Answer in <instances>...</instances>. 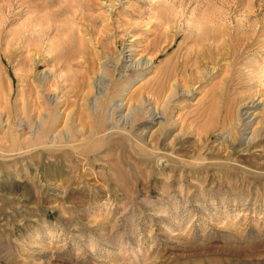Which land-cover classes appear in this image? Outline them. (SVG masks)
I'll list each match as a JSON object with an SVG mask.
<instances>
[{"label":"rangeland","instance_id":"374dc122","mask_svg":"<svg viewBox=\"0 0 264 264\" xmlns=\"http://www.w3.org/2000/svg\"><path fill=\"white\" fill-rule=\"evenodd\" d=\"M0 88V264L264 252V0H0Z\"/></svg>","mask_w":264,"mask_h":264},{"label":"bare ground","instance_id":"6f19581e","mask_svg":"<svg viewBox=\"0 0 264 264\" xmlns=\"http://www.w3.org/2000/svg\"><path fill=\"white\" fill-rule=\"evenodd\" d=\"M29 2V1H28ZM46 3H48V1L46 2ZM45 3V4H46ZM39 4V3H38ZM41 4V3H40ZM48 5H50V4H48ZM54 5V4H53ZM32 7V6H31ZM33 7H36V5H34ZM50 7V6H49ZM47 8V7H46ZM46 8H45V6H44V10H46ZM54 9V8H53ZM55 9H57V8H55ZM42 11H43V9H41ZM39 12H40V14L42 13V11H40V10H38ZM51 11V10H50ZM61 11V10H60ZM74 11V10H73ZM79 12V11H78ZM51 13V12H50ZM35 14V13H34ZM42 15V14H41ZM74 15H76V14H74ZM36 16H37V14H36ZM68 16V15H67ZM75 17V16H74ZM48 19V18H47ZM66 19V18H65ZM68 19V18H67ZM70 19V18H69ZM36 20V19H35ZM62 20H63V18H62ZM43 21H44V19H43ZM42 21V22H43ZM68 21V20H67ZM73 21V20H72ZM52 23H50V25H51ZM76 25V24H75ZM200 26H201V24H198V29L200 28ZM38 27H39V25H38ZM61 27H63V26H61ZM34 27H32V29H33ZM57 29V28H56ZM51 30V29H50ZM53 30V29H52ZM52 30H51V32H52ZM48 31V30H47ZM101 31V30H100ZM58 32V31H57ZM57 32H55V33H57ZM68 33V32H67ZM80 33V32H79ZM82 35V34H81ZM30 36H31V34H30ZM33 36V35H32ZM85 38H87L86 36H85ZM97 38V37H96ZM95 38V39H96ZM49 39V38H48ZM65 39V38H64ZM44 40H45V37H44ZM100 38H99V40H98V42H96V45L97 44H99L100 43ZM29 43V42H28ZM47 44V43H46ZM49 44V43H48ZM49 45H52L51 46V48H50V52H52L51 50H53L54 48H53V45L54 44H49ZM44 46V45H43ZM28 47V46H27ZM36 47V46H35ZM45 47H46V45H45ZM94 47V46H93ZM159 47V46H158ZM110 48V47H109ZM132 50V49H131ZM37 53V52H36ZM49 53V52H48ZM94 53H95V51H94ZM98 53V52H97ZM52 55V54H51ZM50 55V56H51ZM105 55V54H104ZM49 56V57H50ZM107 56V55H106ZM26 58H27V55L25 56ZM155 57V56H154ZM51 58V57H50ZM108 58V57H107ZM65 59V58H64ZM99 61H100V59L99 58H97ZM153 59V57H151V58H148L146 61H142L141 63H138L137 61H136V66L138 65V66H140L141 65V67L143 66V65H148L149 64V62L151 61ZM48 60V59H47ZM98 60L96 61L95 59H93V61H91V67L89 66V68H90V70L91 71H89L88 70V72H87V74L88 75H90V73L92 74V73H96V64H98ZM25 61H26V59H25ZM36 61V60H35ZM34 61V62H35ZM118 61V60H117ZM34 62H31V63H34ZM116 62V61H115ZM38 63V62H37ZM63 63V62H62ZM62 63H61V65H62ZM30 65V64H29ZM32 65H34V64H32ZM45 65V64H44ZM43 65V66H44ZM60 65V66H61ZM67 65H68V63H67ZM80 65V64H79ZM102 64H100L99 65V67L101 68L102 66H101ZM25 66L26 65H24V67L23 68H25ZM36 66V65H35ZM114 67V66H113ZM137 69V68H136ZM22 70H24V69H22ZM79 70V69H78ZM97 70H98V68H97ZM27 71V70H26ZM29 71V70H28ZM43 73V72H42ZM99 73V72H98ZM28 76V75H27ZM43 76V75H42ZM61 77V76H60ZM92 77H94V76H92ZM165 77V76H164ZM47 78V77H46ZM169 78V77H168ZM171 78V77H170ZM100 79V80H99ZM98 80L100 81L99 83H101L103 80H102V78H99ZM44 80V79H43ZM50 80V79H49ZM49 80H48V82H49ZM88 80V79H87ZM105 80V79H104ZM42 81V80H41ZM54 81V80H53ZM60 81V80H59ZM84 81V80H83ZM168 80H166V82H167ZM40 82V81H39ZM97 82V81H96ZM166 82H164L165 84H166ZM51 83V82H50ZM87 83V82H86ZM97 84V83H96ZM69 84H67V86H68ZM80 85H83V83L82 84H80ZM80 85H79V87H80ZM88 85L89 86H92L90 83H88ZM169 85V84H168ZM49 86V85H48ZM47 86V87H48ZM171 86V85H170ZM170 86H169V88H170ZM51 87V86H50ZM163 87V86H162ZM161 87V88H162ZM78 88V87H77ZM87 88V87H86ZM168 88V89H169ZM80 89V88H79ZM159 89V88H158ZM163 89H164V87H163ZM162 89V91H164ZM0 90H1V88H0ZM40 90V89H39ZM49 90V89H48ZM50 90H51V88H50ZM82 90V89H81ZM93 90V89H92ZM160 90V89H159ZM92 92V91H91ZM102 92V91H101ZM158 92V91H157ZM166 92V91H165ZM39 93H41V92H39ZM72 93V92H71ZM159 93V92H158ZM1 94V93H0ZM79 94V93H78ZM161 93H159L158 94V96H161L160 95ZM4 95V94H3ZM153 95V94H152ZM167 95V94H166ZM247 94H243L242 92H238L237 93V95L234 97V99L232 100V102H231V106L230 107H228V108H230L229 109V111H227V113H226V117H225V119H224V117L222 118L223 119V122H221L222 124V127L223 128H226V127H228V126H231V128H233L232 130H234L235 128H234V125H235V122L234 121H238V124L239 125H241V122H243L244 120H246L248 117H251L252 116V114H254L255 112H253L254 110H252V109H255V108H257V106H259V104H262V105H264V98H259L260 99V102H259V104H256L255 103V99L254 100H251V101H246L245 100V96H246ZM156 96V95H155ZM47 97V96H46ZM109 97H110V95H109ZM150 97V96H149ZM41 98V97H40ZM53 99V98H52ZM51 99V100H52ZM158 99H159V97H158ZM163 99V98H162ZM161 99V100H162ZM54 100V99H53ZM165 100V99H164ZM243 100H245V101H243ZM258 101V100H257ZM256 101V102H257ZM83 103V102H82ZM65 105H67V104H65ZM97 105V104H96ZM107 105H108V103H107ZM107 105H106V107H107ZM158 105L160 106V104L158 103ZM157 105V106H158ZM87 106H89V105H87ZM91 106V105H90ZM104 108V107H103ZM103 108H101V109H103ZM47 110V109H46ZM88 111V110H87ZM96 111V110H95ZM98 111V110H97ZM102 111V110H101ZM256 111V110H255ZM57 113V112H56ZM64 113V112H63ZM157 114L158 113H153V117H155V116H157ZM53 115H56V114H53ZM101 115V114H100ZM105 115V114H104ZM127 115V114H126ZM57 116V115H56ZM221 116V115H220ZM261 116H262V121H259V122H257V124H264V106H263V110H262V114H261ZM41 117V116H40ZM104 117V116H103ZM66 119V118H65ZM220 119H221V117H220ZM221 119V120H222ZM38 120H39V118H38ZM45 120H47V119H45ZM23 121V120H22ZM49 121V120H48ZM51 122H52V124H53V121L51 120ZM56 122V121H55ZM54 122V123H55ZM246 122V121H245ZM104 123V122H103ZM108 123V122H107ZM244 123V122H243ZM52 124H50L49 126H51ZM58 124V123H57ZM61 124V123H60ZM105 124V123H104ZM59 125V124H58ZM211 125L212 126H214V125H216V122H214V121H212V122H209V124H207L206 126H205V129H204V131L206 132V134L208 135V133H209V130H210V127H211ZM221 125H220V123H219V126H220V128H221ZM44 126V125H43ZM48 126V125H47ZM48 126V128L50 129V127ZM90 126L92 127V128H94L93 127V122H92V124L90 123ZM100 126V125H99ZM101 126H103L102 125V121H101ZM101 126H100V128H101ZM104 126H106V125H104ZM258 126V125H257ZM53 127V126H52ZM260 127V126H259ZM257 128V129H255V131H254V139H257L256 137H257V130L258 131H260V128ZM264 127V126H263ZM91 128V129H92ZM46 129H47V127H46ZM53 129V131H54V128H52ZM58 129V128H57ZM102 129V128H101ZM101 129H100V131H101ZM109 129V128H108ZM239 129V128H238ZM264 129V128H263ZM102 130H104V128L102 129ZM225 130V129H224ZM50 130H48V132H49ZM59 131V130H58ZM98 131V130H97ZM236 131V130H235ZM39 132V131H38ZM43 132V131H42ZM51 132V131H50ZM87 132V131H86ZM89 132V131H88ZM91 132H93V131H91ZM54 133V132H53ZM95 133H97V132H95ZM95 133H93V134H95ZM45 134H46V132H45ZM63 134V133H62ZM84 134V133H83ZM234 134V133H233ZM64 135V134H63ZM96 135V134H95ZM38 136V135H37ZM44 136H46V135H44ZM84 136V135H83ZM234 136V135H233ZM259 136H260V134H259ZM56 137V136H55ZM38 137H36V139H37ZM46 138V137H45ZM63 138V137H62ZM84 138V137H83ZM242 138V137H241ZM38 139H40V138H38ZM47 139V138H46ZM46 139H45V141H46ZM83 140V139H82ZM234 140V139H233ZM237 140V139H236ZM243 140V139H242ZM246 139H244V141H245ZM238 142H239V140H238ZM39 143H43L42 141L41 142H39ZM242 143V142H241ZM245 143V142H244ZM247 143V142H246ZM250 143H251V140H250ZM225 144V143H224ZM252 144V143H251ZM232 145V144H231ZM249 145V144H248ZM226 146V145H225ZM230 146V145H229ZM247 146V145H246ZM245 146V147H246ZM228 147V146H227ZM232 147V146H231ZM236 147V146H235ZM237 150V149H236ZM241 151V150H240ZM243 151V150H242ZM238 152V151H237ZM226 154V153H225ZM239 154V153H238ZM234 158V157H233ZM230 160H232V159H230ZM223 166V165H222ZM246 184V183H245ZM244 185V181H243V183H242V186ZM249 192V191H248ZM243 195H245V194H243ZM248 195H250V194H248ZM236 233L234 234V235H232V239H234V241L235 242H237V241H241V239H242V237H244V234H242L241 232L243 231V230H240V229H238V230H234ZM254 234H255V232H254ZM261 240V239H260ZM207 264H264V252L263 251H261V250H255V251H252V252H246V251H242V250H238L237 249V247H235V248H230L228 251H226V253H224V255H223V257H221L220 259H218V260H216V261H211V262H209V263H207Z\"/></svg>","mask_w":264,"mask_h":264}]
</instances>
